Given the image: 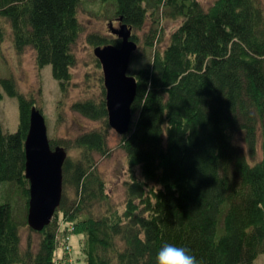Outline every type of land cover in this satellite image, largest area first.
<instances>
[{
	"label": "trees",
	"instance_id": "1",
	"mask_svg": "<svg viewBox=\"0 0 264 264\" xmlns=\"http://www.w3.org/2000/svg\"><path fill=\"white\" fill-rule=\"evenodd\" d=\"M80 9L126 23L132 32L148 25L137 44L140 62L128 69L136 79L135 118L118 139L128 174L123 207L110 202L97 168L96 155L110 150L100 74L99 97L71 103L99 126L49 139L51 147L77 155L63 162L61 199L50 223L39 231L28 226L24 140L30 110L41 111V104L0 73V100L5 93L18 107L15 131L5 132L0 123V264H55L58 215L81 234L86 264H157L164 242L185 246L200 264H255L264 254L261 1L214 0L205 8L199 0H0V40L7 25L17 53L30 48L38 69L50 66L60 109L83 31ZM165 19L179 22L161 45ZM132 39L138 42L135 33ZM87 40L93 47L120 44L111 33ZM93 62L100 68L95 56ZM24 228L29 235L22 246Z\"/></svg>",
	"mask_w": 264,
	"mask_h": 264
},
{
	"label": "rangeland",
	"instance_id": "2",
	"mask_svg": "<svg viewBox=\"0 0 264 264\" xmlns=\"http://www.w3.org/2000/svg\"><path fill=\"white\" fill-rule=\"evenodd\" d=\"M207 8L214 0H199ZM264 6V0H260ZM78 18L82 23L83 31L79 35L74 51L76 63L71 68L72 83L61 102V109L58 108L59 90L56 81L52 78L50 66L38 69L35 64L34 52L26 48L17 53L10 40L9 27L4 25V35L0 40V73L3 76H12L18 88L23 93H33L41 104V112L45 118L48 139L62 140L71 139L83 130H90L99 126V121L90 120L71 109V103L78 99L97 98L100 95V83L98 78L102 74L101 66L96 68L93 62V45L87 40V35L93 33L108 35V18H97L83 9L79 10ZM178 20H161L163 35L161 45H164L169 33L177 26ZM113 23L114 26H117ZM148 29L146 24L142 29L135 30L138 38V48L144 41L145 32ZM138 48L135 49V56L132 54L129 63L130 70H134L140 62ZM148 55V54H147ZM150 56V55H149ZM147 56V57H149ZM40 92V96L37 95ZM135 118L134 115L132 119ZM0 123L5 132H13L18 124L17 99L3 94L0 100ZM109 153L106 156L96 155L97 168L105 181L106 192L110 202L118 208L123 207L124 181L128 178L127 162L124 151L118 143L119 134L113 129L108 130ZM67 156H76L77 150L67 148ZM59 232L57 245L54 251L55 264H86L80 252V233L73 232L70 223L65 222L58 215ZM68 226V228L66 227ZM70 228V229H69ZM29 231L24 228L21 232V245L26 244ZM32 240L37 241L36 233L30 234ZM255 264H264V254L258 253L254 259Z\"/></svg>",
	"mask_w": 264,
	"mask_h": 264
},
{
	"label": "water",
	"instance_id": "3",
	"mask_svg": "<svg viewBox=\"0 0 264 264\" xmlns=\"http://www.w3.org/2000/svg\"><path fill=\"white\" fill-rule=\"evenodd\" d=\"M108 29L119 38V46L97 45L93 55L102 70L108 124L120 135L129 130L133 117L131 104L136 96V79L128 69L137 43L126 23L114 26L109 21ZM24 153V175L29 183L26 220L29 227L39 231L50 223L60 203L62 165L67 151L61 145L50 146L45 118L35 106L30 110Z\"/></svg>",
	"mask_w": 264,
	"mask_h": 264
},
{
	"label": "clouds",
	"instance_id": "4",
	"mask_svg": "<svg viewBox=\"0 0 264 264\" xmlns=\"http://www.w3.org/2000/svg\"><path fill=\"white\" fill-rule=\"evenodd\" d=\"M157 264H200L185 246L164 242L156 253Z\"/></svg>",
	"mask_w": 264,
	"mask_h": 264
}]
</instances>
